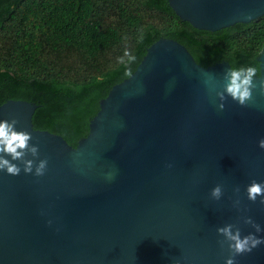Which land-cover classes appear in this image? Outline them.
<instances>
[{
    "label": "water",
    "instance_id": "1",
    "mask_svg": "<svg viewBox=\"0 0 264 264\" xmlns=\"http://www.w3.org/2000/svg\"><path fill=\"white\" fill-rule=\"evenodd\" d=\"M167 1L200 30L264 15V0ZM257 61L264 77V45ZM229 66H202L184 45L159 38L100 99L76 146L33 127L37 104L2 103L0 119L14 117L38 145V157L26 158L47 159V168L36 176L12 161L18 175L0 170V264H224L230 250L217 227L264 238V204L246 193L264 181V94L253 89L246 106L226 96L218 108ZM218 184L217 200L210 191ZM235 264H264V243Z\"/></svg>",
    "mask_w": 264,
    "mask_h": 264
},
{
    "label": "trees",
    "instance_id": "2",
    "mask_svg": "<svg viewBox=\"0 0 264 264\" xmlns=\"http://www.w3.org/2000/svg\"><path fill=\"white\" fill-rule=\"evenodd\" d=\"M159 38L184 45L202 66L259 70L264 15L208 31L181 20L167 0H0V105L37 104L33 127L76 146L100 99Z\"/></svg>",
    "mask_w": 264,
    "mask_h": 264
},
{
    "label": "clouds",
    "instance_id": "3",
    "mask_svg": "<svg viewBox=\"0 0 264 264\" xmlns=\"http://www.w3.org/2000/svg\"><path fill=\"white\" fill-rule=\"evenodd\" d=\"M129 59H134L130 53H126ZM258 70L254 66H229L223 72V91H216V96L221 103L218 104V108L223 109V101L226 96L231 97L241 106H246L253 100V89L259 88V92L264 94V77L258 75ZM254 77L259 78V83L254 81ZM213 75L205 73V84H211ZM214 87V86H213ZM17 120L13 117L10 120L0 119V170L6 171L10 175H18L21 168L18 164L12 161H20L23 164V171L25 173H33L36 176L44 175L47 168V159H39L34 163L33 159L26 158L28 154L32 157H38L39 148L37 144H30L33 139L31 133L24 130H16L15 125ZM258 146L264 149V139L258 141ZM6 157H10L8 159ZM239 191V189H235ZM247 198L250 201L255 202L257 197H261L260 203L264 204V181L257 182L252 180L246 186ZM210 195L214 199H220L222 195L221 185L214 186ZM235 204H239V200L235 201ZM244 222L252 225L255 232H260L261 228L259 224H256L250 217H245ZM217 233L223 236V240L220 241L221 246L227 243V247L230 250V255L225 258L224 264H235L236 255L251 252L253 248H256L261 243H264V238L256 236L254 233H248L247 235H241L239 227L233 224H226L222 227H217ZM174 264H179L178 261Z\"/></svg>",
    "mask_w": 264,
    "mask_h": 264
}]
</instances>
